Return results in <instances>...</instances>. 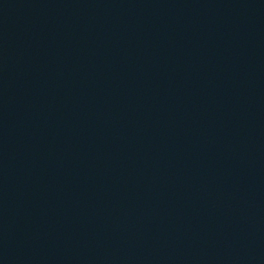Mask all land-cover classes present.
I'll return each mask as SVG.
<instances>
[{
    "label": "water",
    "instance_id": "95a60500",
    "mask_svg": "<svg viewBox=\"0 0 264 264\" xmlns=\"http://www.w3.org/2000/svg\"><path fill=\"white\" fill-rule=\"evenodd\" d=\"M0 264H264V0H0Z\"/></svg>",
    "mask_w": 264,
    "mask_h": 264
}]
</instances>
